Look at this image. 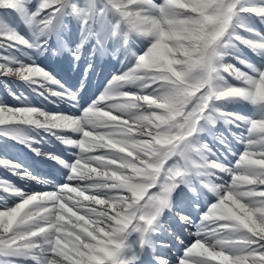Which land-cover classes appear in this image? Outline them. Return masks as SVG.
<instances>
[{
    "label": "snow or ice",
    "instance_id": "1",
    "mask_svg": "<svg viewBox=\"0 0 264 264\" xmlns=\"http://www.w3.org/2000/svg\"><path fill=\"white\" fill-rule=\"evenodd\" d=\"M68 3L40 0L44 24H51ZM108 3L129 32L149 38L150 47L136 55L134 67L114 77L81 117L0 106V136L31 147L36 141L23 134L29 126L79 149L74 162L49 155L68 170V183L57 191L27 194L3 184L2 190L19 202L0 206V264H135L128 237L136 234L139 249L155 251L151 238L159 231L161 214L172 210V193L180 185L191 193L188 201L194 207L208 192L215 200L209 198L196 224L197 239L179 264H264V35L253 26L255 20L264 25V0ZM0 7L24 11L22 0H0ZM0 38L5 51L33 46L15 32H0ZM238 45L250 48L262 63L257 66L236 54ZM229 56L247 71L227 63ZM4 59L8 62L0 64V73L30 86L38 77L40 88L46 83L59 87L38 64ZM224 73L240 84L231 83ZM125 83L140 91H122ZM59 89L52 95L74 100L72 93ZM234 101L251 104L252 115L223 109ZM221 121L243 129L232 133L244 148L235 153L229 149L237 157L234 164L202 142L203 134ZM62 128L80 139L53 131ZM219 142L228 147L222 134ZM0 166L36 179L15 161L0 158ZM220 173L230 176V182H213L214 177L223 179ZM152 188L159 191L150 192ZM179 218L195 223L190 215ZM149 260L167 264L155 255Z\"/></svg>",
    "mask_w": 264,
    "mask_h": 264
},
{
    "label": "rangeland",
    "instance_id": "2",
    "mask_svg": "<svg viewBox=\"0 0 264 264\" xmlns=\"http://www.w3.org/2000/svg\"><path fill=\"white\" fill-rule=\"evenodd\" d=\"M28 1L29 0H22V6L26 8V12L23 13L24 16L22 17V21L18 20L15 14H11V16L8 18V25L5 24L1 32H15L30 41L33 46L29 49L18 51H15L14 48L7 50L5 51L6 56H12L14 59L26 65L32 63L38 64L42 69L46 71L49 76H51L55 81L58 82L60 88H62L64 91L72 93L74 95V100H70L72 102H62L60 96L52 95V92L54 91H61V89H59L57 85L46 83V87L40 88L39 83L41 81L38 77L34 78L37 80V84L28 87L26 85V82L21 80L19 77L14 76L15 78H18L17 81L19 84L25 83V85L17 84V86L14 85V87H8V89L13 90V92L19 95H21V93H24L26 95H24V98L19 97L17 100L13 99L12 101V96L8 94L6 88H4V86L0 82V106L11 108L34 107L49 114L81 117L85 111V107L82 108L79 106V104L76 103L78 98H76L75 96L78 95V81L80 80L79 78H76V75L83 73L87 68L93 69V75L90 78V83L87 88L88 92L81 95L83 98H88L87 100L91 101V97H89L90 92L93 93V95H96V92H100L102 90L103 83L108 84V86L110 87L114 77H119L125 73L123 69L120 68L121 65H119L120 61L122 60L121 56L125 54V52H130V59L127 63L129 65V68H132L134 67L136 55H138L141 51H146L147 48L150 47L149 38L129 32L125 27H123L122 29L119 28V24L122 23H120L118 15L109 5L108 0H102V2L99 4L100 11L98 13L96 25L92 24L91 22L93 14L91 8L93 5L89 4V6H87L84 3L85 0H74L73 6L78 18L81 20V23L79 26H77L75 21L71 22L72 13L70 10H68L66 14L61 18L62 21H68L69 29L67 33H61V31L59 30L61 21L58 24L52 21L49 25H42L34 14L37 12L28 6ZM155 2L161 3L162 0H155ZM43 18L45 19V17ZM256 21L257 20H255L253 26L261 31V33H264V30L262 32V28H260V25ZM94 29L96 30V33L93 32ZM242 31L243 30H241L240 32L241 35L248 36ZM59 37H63V42H60ZM94 39L97 40V44L94 42ZM0 40H2V38H0ZM78 44H81L84 47V53L81 60L79 58L77 47ZM237 47H241L242 51L236 50V54L252 61V63L256 64L257 66L262 63L259 56H253L255 59H250L245 56L247 48L241 45H238ZM100 49L102 50L101 52ZM74 53L78 54V58L74 57ZM48 55L49 58H47ZM78 61L80 62V66L76 64ZM7 62V60L0 61V64H4ZM226 62L235 65L242 71H247V69L244 68L243 65H240L238 61L232 56H230L229 58L227 57ZM9 66L14 68L18 65L11 64ZM7 77L12 76L7 75ZM225 77L234 85L240 84L239 81L234 80L230 77V75H225ZM61 78H63L65 81H69L72 84L73 88L68 87L61 80ZM25 88L27 89V91L25 90ZM33 89L36 90L34 91ZM121 90L134 92L140 91L133 85H129L127 83L122 85ZM237 102L234 106H231L229 105V103H227L222 105V107L225 111L239 112L244 116L252 115L253 106L251 104L243 101ZM61 106H64L65 108L68 107V111L61 109ZM72 108H74V110ZM113 114L122 115L115 110H113ZM40 119L43 118L40 117ZM58 130L59 129H54L53 131L60 135ZM242 131L243 129H235L234 127L226 126L221 121L212 126L208 132H205L203 134L202 142L207 143L213 151L222 153L223 155H221V159L225 160L226 163L231 162L232 164H234L237 157L229 154V149H231L232 153H235L242 152L244 148L243 145L237 141V138L233 137L232 133H239ZM60 133L62 134V129H60ZM23 134L28 137H43L44 142L35 138L36 143H34L31 147H28L22 142H14V140H16L14 138L8 136H0V158L15 161L17 164L22 166L23 170L26 173H30L31 177H34L36 179L24 176L22 178L23 180H19L17 178H14V174L12 172L6 170L3 166H0V189L3 188L4 183H10L15 188H18L27 194L46 193L57 191L59 185L68 183V181L63 180L64 174L65 178L67 177V169L63 168L62 165L51 166L48 163L46 164L43 161L44 159H42L41 157H49V155H52L56 157L58 156L62 160L68 159V162H73L75 161L74 154L78 152V149H76V151H72L64 148V146L59 147L57 143L61 142L60 139H57V137L44 132L43 129H35L33 127L25 126V128L23 129ZM221 134L227 141V148L221 145L219 142V137L221 136ZM75 139H80V135L78 134V137ZM2 142L11 150H9L8 152H3ZM52 142L56 144V148L59 151H66L67 155L63 156L61 154H58V151L56 149L48 150V153H45V149H43L41 145H43L44 143L53 145ZM34 149L38 150L41 156L35 154ZM94 154L99 153L97 152ZM20 155L22 157H20ZM35 156H37L38 158ZM175 159L176 158H173V160H170L167 163L171 164ZM47 171H49L51 174L47 173ZM21 175H23V173ZM218 176L223 177V179L214 177L213 182L223 183L225 180H227L228 182H230L231 180L230 176H228L227 174L220 173L218 174ZM10 178H12V180ZM40 183L47 187L39 189L35 186H32L34 184L37 185ZM74 185L75 183H73V186ZM196 186L200 187V183L198 181L196 182ZM149 191L155 193L159 191V189L152 188L149 189ZM205 191L207 190L205 189ZM190 195L191 193L188 192V189L184 185H180L172 193V210H165L159 217V221L163 220L160 223V236L163 237L166 235L167 237L164 238L169 241L168 243L171 246L168 247V249H164L163 253L157 256L158 258L165 260L167 264H179V260L183 257L185 249L187 247H190L191 244L194 243L197 239L195 235L197 230L196 224L200 222L199 218L202 211L207 210L209 198H211L213 201L215 200V197H213L212 194L208 192L207 196L200 198V206L194 207L188 201V197ZM0 199H6V197L0 196ZM18 201V199H14L11 204L14 205L15 203H18ZM177 201L182 202L176 204ZM178 210H182L181 212H188L189 215L191 214L190 216L192 220L195 221V223H181L179 218L181 213L179 212V214H177ZM173 221L178 222L175 227H173ZM154 241L155 237L152 238L153 245H155ZM127 243L133 247L136 255L141 250L136 246V234L130 235L128 237ZM167 245V243L162 244V247ZM25 264H34V262L26 261Z\"/></svg>",
    "mask_w": 264,
    "mask_h": 264
},
{
    "label": "trees",
    "instance_id": "3",
    "mask_svg": "<svg viewBox=\"0 0 264 264\" xmlns=\"http://www.w3.org/2000/svg\"><path fill=\"white\" fill-rule=\"evenodd\" d=\"M74 0H69V3L68 4H66V6L64 7V9H62V11H61V13L58 15V17L57 18H55L53 21L55 22V23H59L60 21H61V25H60V31H61V33H67V31H68V29H69V27H68V21L67 20H61V18L66 14V12L68 11V10H70L71 11V22L72 21H75L76 22V25L77 26H79L80 25V23H81V20L78 18V16H77V14H76V12H75V8H74V2H73ZM94 2V9H95V11H96V19H95V22H94V25H96V23H97V18H98V13H99V11H100V6H99V4L102 2V0H85L84 1V3L87 5V6H89V4H91L92 5V3ZM39 3H40V0H29L28 1V6L30 7V8H32L33 10H35L37 13H34L35 14V16L38 18V20L40 21V23L42 24V25H45L44 24V21L47 19L46 17H45V19L43 18L44 16H42V15H40L39 14ZM23 8H24V6H22ZM91 11H92V8H91ZM26 12V8H24V11L23 12H17L16 10H13V9H8V8H6V7H0V32L2 31V29L4 28V26H5V24L6 25H8V18L11 16V14H15L16 16H17V18H18V20H21L22 21V17L24 16V14L23 13H25ZM100 16V15H99ZM73 19V20H72ZM259 25H260V28H262V32H263V30H264V25H262V24H260L259 22H258V20L256 21ZM123 27H125L126 28V26H124L123 24H119V28H123ZM127 29V28H126ZM239 30V32H241V30H243V29H238ZM257 31H259L258 29H257ZM243 33H245V34H247V35H249L247 32H245L244 30L242 31ZM260 33H261V31H259ZM94 33H96V30L94 29ZM121 33V32H120ZM261 35H264V33H261ZM241 46H243V47H245V48H247V52H246V54H245V56H247L248 58H250V59H255L253 56H254V54H255V52H253L250 48H248V47H246V46H244V45H241ZM237 51H242L241 50V47H237V49H236ZM6 56V53H5V50H3V49H0V61H5V59H4V57ZM230 57V56H229ZM228 57V58H229ZM234 58V57H233ZM235 59V58H234ZM224 75H229L228 73H224ZM10 76H12V77H7V75H4V74H2V73H0V82L2 83V85L4 86V88H6V90H7V92L9 93V94H11L12 96H13V99L14 100H17L19 97H21V96H19L18 94H16L15 92H13L12 90H10V89H8V87H10V86H13L14 87V85L15 86H17V82H16V80L18 79L17 77L15 78L13 75H10ZM14 77V78H13ZM231 78H233L232 76H230ZM9 78H13V79H9ZM234 79V78H233ZM27 85H28V83H26ZM1 88V87H0ZM24 95V93H22V96ZM237 102V101H236ZM236 102L234 101V102H231V103H229V105H231V106H234L235 104H236ZM238 103V102H237Z\"/></svg>",
    "mask_w": 264,
    "mask_h": 264
},
{
    "label": "bare ground",
    "instance_id": "4",
    "mask_svg": "<svg viewBox=\"0 0 264 264\" xmlns=\"http://www.w3.org/2000/svg\"><path fill=\"white\" fill-rule=\"evenodd\" d=\"M77 47H78V52H79V58H80V60L82 59V57H83V53H84V47L81 45V44H78L77 45ZM121 61H120V63H119V65H121V69H123V71L124 72H127L128 70H129V65H128V60L130 59V52H125V54H123L122 56H121ZM78 66H80V62L78 61L77 63H76ZM90 66V65H89ZM116 70V69H115ZM77 72V71H76ZM122 73V72H121ZM91 75H92V72L90 71V70H86L84 73H82L79 77H77V78H80V79H82V82H81V88L79 89V94H78V96H76V98H78L77 99V101H76V103L77 104H79V106L80 107H85V110L86 109H88L89 107H91V105L95 102V101H97L98 99H99V97L101 96V95H103L104 94V92L109 88V86H108V84H105V83H103V88H102V90L100 91V92H97L96 93V95H93L92 97H91V101L90 100H84L83 98H82V96H81V94L82 93H84L85 91H86V89H85V87L89 84V79L91 78ZM101 82V81H100ZM104 82V81H103ZM100 89V88H99ZM99 95V96H98ZM88 99V98H87ZM84 114V113H83ZM62 135H64L65 137H68V138H70V139H75V138H77L78 137V134L77 133H74V132H72L70 129H67V128H62ZM63 144V143H62ZM63 146H64V148H66V149H68V150H72V151H76V149H74V148H71V147H69V146H67V145H65V144H63ZM78 151H79V149H78ZM94 154V153H93ZM55 155V154H54ZM58 157V156H57ZM41 160V159H40ZM64 161H66V162H68V159H66V160H64ZM74 162V161H73ZM46 163H48V164H50L51 166L53 165H60L58 162H56V161H54L53 159H48V160H46ZM63 173H64V171H63ZM18 176V177H17ZM14 175V178H17V179H19V180H23L22 179V175ZM11 180H12V178H10ZM63 180H65V181H67V177L65 178V174L63 175ZM21 182H23V181H21ZM16 183V182H15ZM73 183H75V182H73ZM27 186V185H26ZM32 186H35L36 188H43V187H47V186H45V185H43V184H37V185H32ZM27 189H30V188H27ZM58 189V188H57ZM20 190V189H19ZM22 191V190H21ZM24 192V191H23ZM0 196L2 197H6V199H0V206H2L4 203H7L8 204V206H14L13 204H11L12 203V201L14 200V199H18L19 200V198L18 197H15V196H12L11 195V193H5L2 189H0ZM3 200H5V201H3ZM19 202V201H18ZM156 233H154L153 234V236H152V238L154 237V235H155ZM151 238V239H152ZM153 247L154 248H156V246L155 245H153ZM152 250V249H151ZM51 254V253H50ZM52 255V254H51ZM26 261H31V260H21L20 261V264H25V262ZM33 262V261H32Z\"/></svg>",
    "mask_w": 264,
    "mask_h": 264
}]
</instances>
